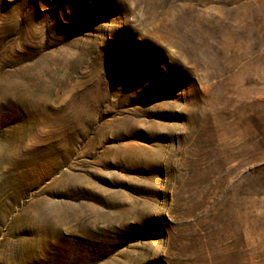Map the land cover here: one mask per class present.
Instances as JSON below:
<instances>
[{"label":"rangeland","instance_id":"374dc122","mask_svg":"<svg viewBox=\"0 0 264 264\" xmlns=\"http://www.w3.org/2000/svg\"><path fill=\"white\" fill-rule=\"evenodd\" d=\"M0 264H264V0H0Z\"/></svg>","mask_w":264,"mask_h":264}]
</instances>
